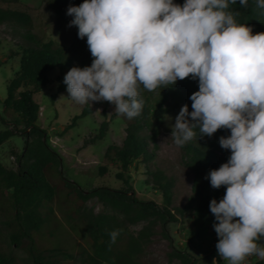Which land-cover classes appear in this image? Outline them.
Here are the masks:
<instances>
[{"label":"trees","instance_id":"1","mask_svg":"<svg viewBox=\"0 0 264 264\" xmlns=\"http://www.w3.org/2000/svg\"><path fill=\"white\" fill-rule=\"evenodd\" d=\"M174 1L180 5L186 2ZM83 2L47 0V6L57 18L70 23L73 17L67 14L69 6H79ZM19 5L20 0H0V24L12 23L27 29L23 36L25 46L21 69L9 83L7 97L3 102L4 113L13 118L7 121L1 117L8 127L0 131V146L15 136H21L25 141L22 152L11 151L17 169H9L0 162V264H24L23 259L14 253L15 249L26 253L29 264H65L75 259L77 246H80L87 263L143 264L140 259L153 236L160 233L164 239L172 242L169 226L178 221V214L184 212L193 216L189 229L192 233L197 234L208 228L214 230L216 220L209 205L211 200L219 202L224 197L226 186L214 189L205 177L211 170L219 169L228 162L231 150L223 149L219 139L221 136H230V130L220 129L209 137L201 136L197 128L194 130V139L181 147L183 163L194 174L192 195L182 209L172 207L175 182L162 170L148 171L150 179L147 180L148 184L160 191L162 204L140 199L129 173L134 163H147L156 156L154 150H150V142L156 143L161 129L158 124L148 121L150 113L156 110L158 116L167 115L178 112L184 105H188L191 112L190 96L199 91L198 78L190 76L178 80L174 86L160 87L151 92L141 85L138 98L144 104L140 115L131 120L125 116L128 126L122 145H110L104 154V163L98 168V173L103 176L111 167H117L116 178L123 183V188L99 186L84 191L71 185L63 176L60 169L62 157L49 143L47 131L38 124L40 106L33 96L47 87L52 71L59 73L56 77L57 93H62L67 91L64 77L71 68L91 66L94 58L89 51L87 37L80 39L77 29L69 48L52 39L44 41L33 32L35 23L31 14L18 9ZM228 11L239 12L240 15L235 17L237 23L248 25L253 35L264 33V9H256L255 0H248L247 8L241 7L237 0L236 4H230ZM22 87L29 89L19 91ZM105 103L112 104L107 101ZM183 103L186 104L181 105ZM87 113L83 111L81 115L75 116L65 130L74 128L77 120ZM108 124L107 121L103 122L98 134L90 141L94 143L102 140ZM150 124L153 127L152 135L146 136L144 130ZM50 177L53 181H60V187L52 183ZM208 189L214 191L213 197L207 195ZM93 199L116 215L96 214L93 209L85 211L86 204ZM58 210L65 212L81 230L84 246L74 239L72 232L68 233L70 238L67 239L68 243L75 242L76 246L72 250L60 243L53 247V243L44 241L52 232V220L58 219ZM141 223L144 226L140 231L131 232L130 226ZM2 226L6 231H3ZM115 229L123 231L116 242L111 244L109 233ZM168 256L170 262L179 260L182 264H191L196 260L193 255L175 248ZM218 260L224 264L220 256Z\"/></svg>","mask_w":264,"mask_h":264},{"label":"clouds","instance_id":"2","mask_svg":"<svg viewBox=\"0 0 264 264\" xmlns=\"http://www.w3.org/2000/svg\"><path fill=\"white\" fill-rule=\"evenodd\" d=\"M237 0H84L69 6V27L87 37L90 67H73L64 77L70 99L78 104L107 101L129 120L140 115L147 91L168 88L190 76L199 91L175 117L171 140L183 147L196 136L220 129L231 135L219 143L231 150L227 163L206 179L224 197L211 200L218 255L227 264L247 257L264 259V33L253 35L228 11ZM247 8L248 0H239ZM264 9V0H255ZM64 99L62 96L60 100ZM191 117V120H189ZM109 233L114 244L122 232ZM213 264H217L213 260Z\"/></svg>","mask_w":264,"mask_h":264},{"label":"rangeland","instance_id":"3","mask_svg":"<svg viewBox=\"0 0 264 264\" xmlns=\"http://www.w3.org/2000/svg\"><path fill=\"white\" fill-rule=\"evenodd\" d=\"M173 2L176 3L174 0ZM17 8L31 14L35 23L33 32L42 40L52 39L66 48L70 47L72 38L78 28L76 26L69 27L70 23L57 18L55 13L48 8L47 0H20V5ZM26 32L27 29L16 24H0V131L8 127L3 123L1 117H4L7 121H11L13 118L10 114L4 113L3 102L7 97L9 83L21 69L23 48L25 46L23 36ZM58 74V71H52L49 74L50 82L47 87L34 94L33 97L40 106L38 124L47 131L49 143L62 157L60 169L63 176L71 185L80 187L84 191H90L99 186L113 189L123 188V183L116 178L117 167H111L109 172L103 176L98 173V168L104 163V154L110 145H122L128 126L125 116L115 113L114 104L106 105L105 101H90L82 105L69 100L70 96L67 91L57 93L56 77ZM25 89H29V87H22L19 91ZM54 95L56 96L53 100ZM62 96L64 99L60 100ZM184 104L186 103L181 105ZM180 110L160 116L157 115L156 110L150 113L148 121L158 124L161 129L156 143L150 142V150L153 149L156 156L147 163H134L129 168L132 177L131 182L137 196L142 200H153L159 204L163 203V197L156 187L147 183V180L150 179L148 171L162 170L171 177L175 182L172 205L174 209H182L187 205L192 195L194 182V174L183 163L181 147H177L171 140L172 126ZM83 111L89 113L77 120L74 128L65 130L72 119L77 115H81ZM105 121L109 122L105 137L100 141L91 142L90 139L98 134L101 124ZM151 126L152 124L146 125L144 130L146 136L152 135L153 127ZM24 141L23 137L15 136L0 146V162L4 166L9 169H17L11 151L22 152ZM49 176L51 175L49 174ZM50 180L60 187V181H53L52 177H50ZM206 193L209 197L214 195L212 189H208ZM87 209H93L96 214L116 215L115 212L105 208L102 203L95 199L86 204L84 210ZM57 217L58 219L54 218L52 220V227H50L52 232L44 238V241L53 243V247L60 243L72 250L76 246L75 242L68 243L67 240L70 238L68 233L72 232L74 239L84 246L81 238L82 232L77 228L74 221L61 210L57 211ZM192 220L193 216L189 212L178 214V221L171 223L169 226L172 242L164 239L160 233L156 234L142 255L141 262L143 264H182L179 260L169 261L168 254L175 248L193 255L196 260L191 264H213V260H216L217 264H221L218 260L219 255L216 248L219 239L217 233L212 228L197 234L192 233L189 230ZM143 226L144 223L130 226V230L137 233ZM2 229L6 231L3 226ZM157 229L160 230L159 227ZM257 243L264 245V237H261ZM75 252V259L67 261L65 264H91L85 261L80 246H77ZM14 253L23 259L24 264H29L25 252L15 249ZM221 260L224 264H227L222 258ZM262 263H264V259H260L255 255L247 257L242 262V264ZM102 264L109 263L103 262Z\"/></svg>","mask_w":264,"mask_h":264}]
</instances>
